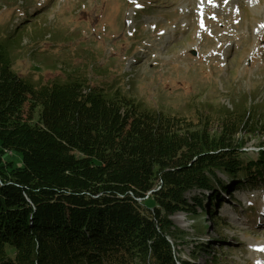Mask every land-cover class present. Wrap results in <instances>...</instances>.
<instances>
[{
    "label": "trees",
    "instance_id": "trees-1",
    "mask_svg": "<svg viewBox=\"0 0 264 264\" xmlns=\"http://www.w3.org/2000/svg\"><path fill=\"white\" fill-rule=\"evenodd\" d=\"M89 83L33 88L0 46V264H175L183 233L170 217L195 214L186 193L215 192L217 173L236 184L261 174L264 142L257 157L244 146L264 136L263 116L222 108L210 132L209 115L150 111Z\"/></svg>",
    "mask_w": 264,
    "mask_h": 264
},
{
    "label": "rangeland",
    "instance_id": "rangeland-1",
    "mask_svg": "<svg viewBox=\"0 0 264 264\" xmlns=\"http://www.w3.org/2000/svg\"><path fill=\"white\" fill-rule=\"evenodd\" d=\"M0 46L36 89L84 77L150 111L209 115L210 132L222 108L264 119V0H0ZM261 142L247 136L246 156L257 157ZM1 161L23 166L21 153ZM263 168L254 181L217 173L215 192L186 193L195 214L170 217L183 233L175 264L264 263V237L253 239L264 232Z\"/></svg>",
    "mask_w": 264,
    "mask_h": 264
},
{
    "label": "bare ground",
    "instance_id": "bare-ground-1",
    "mask_svg": "<svg viewBox=\"0 0 264 264\" xmlns=\"http://www.w3.org/2000/svg\"><path fill=\"white\" fill-rule=\"evenodd\" d=\"M228 181H230L229 183H231L233 180H228ZM227 190H228V188H227ZM258 236L260 237V236H262V237H264V232L263 233H259V234H254L253 235V239L254 240H256V239H258ZM260 247H263V246H260ZM264 264V263H263Z\"/></svg>",
    "mask_w": 264,
    "mask_h": 264
},
{
    "label": "snow or ice",
    "instance_id": "snow-or-ice-1",
    "mask_svg": "<svg viewBox=\"0 0 264 264\" xmlns=\"http://www.w3.org/2000/svg\"><path fill=\"white\" fill-rule=\"evenodd\" d=\"M261 250H264V249H261Z\"/></svg>",
    "mask_w": 264,
    "mask_h": 264
}]
</instances>
